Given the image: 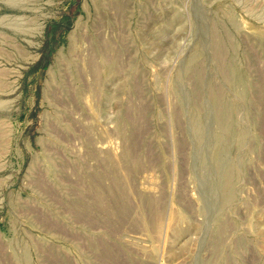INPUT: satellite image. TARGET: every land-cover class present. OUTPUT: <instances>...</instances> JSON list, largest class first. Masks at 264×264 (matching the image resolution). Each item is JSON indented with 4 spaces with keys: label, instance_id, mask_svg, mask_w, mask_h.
Returning <instances> with one entry per match:
<instances>
[{
    "label": "rangeland",
    "instance_id": "obj_1",
    "mask_svg": "<svg viewBox=\"0 0 264 264\" xmlns=\"http://www.w3.org/2000/svg\"><path fill=\"white\" fill-rule=\"evenodd\" d=\"M0 264H264V0H0Z\"/></svg>",
    "mask_w": 264,
    "mask_h": 264
},
{
    "label": "bare ground",
    "instance_id": "obj_2",
    "mask_svg": "<svg viewBox=\"0 0 264 264\" xmlns=\"http://www.w3.org/2000/svg\"><path fill=\"white\" fill-rule=\"evenodd\" d=\"M221 111H222V110H221ZM221 111H220V112H221ZM221 113H222V112H221ZM221 113H220V114H221ZM217 115H218V114H217ZM221 115H222V114H221ZM219 119H220V118H219ZM225 123H227V122H225ZM222 124H223V122H222ZM35 182H36V181H35ZM46 183H47V182H46ZM42 184H43V183H42ZM42 189H43V188H42ZM98 192H99V191H98ZM100 192H101V191H100ZM100 192H99V193H100ZM109 192H110V191H109ZM111 192H112V191H111ZM92 193H93V192H92ZM103 194H104V193H103ZM102 197H103V196H102ZM102 199H103V198H102ZM97 200H98V199H97ZM114 200H115V199H114ZM99 202H100V201H99ZM84 211H85V210H84ZM110 211H111V210H110ZM76 215H77V214H76ZM103 216H104V215H103ZM99 243H100V242H99ZM91 250H92V249H91ZM109 251H110V250H108V252H109ZM97 255H98V254H97ZM99 255H100V254H99Z\"/></svg>",
    "mask_w": 264,
    "mask_h": 264
}]
</instances>
